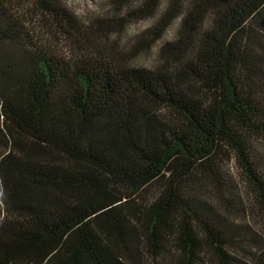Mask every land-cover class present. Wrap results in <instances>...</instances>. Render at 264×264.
Wrapping results in <instances>:
<instances>
[{
    "label": "trees",
    "instance_id": "obj_1",
    "mask_svg": "<svg viewBox=\"0 0 264 264\" xmlns=\"http://www.w3.org/2000/svg\"><path fill=\"white\" fill-rule=\"evenodd\" d=\"M111 2L0 0V264H264V0Z\"/></svg>",
    "mask_w": 264,
    "mask_h": 264
},
{
    "label": "rangeland",
    "instance_id": "obj_2",
    "mask_svg": "<svg viewBox=\"0 0 264 264\" xmlns=\"http://www.w3.org/2000/svg\"><path fill=\"white\" fill-rule=\"evenodd\" d=\"M81 20L89 22L93 17H106L109 20V39L114 45L130 47L137 42V38L149 27L154 19H145L128 22L124 20L125 10L121 11L111 0H63ZM120 7V6H119ZM177 23H174L165 34L163 40L171 39L175 35ZM159 43H162L159 42ZM160 44L150 50L140 52L135 59L136 63L153 65L157 57Z\"/></svg>",
    "mask_w": 264,
    "mask_h": 264
}]
</instances>
